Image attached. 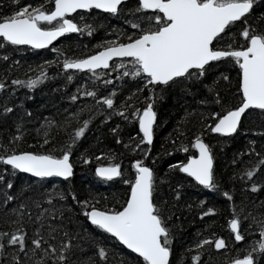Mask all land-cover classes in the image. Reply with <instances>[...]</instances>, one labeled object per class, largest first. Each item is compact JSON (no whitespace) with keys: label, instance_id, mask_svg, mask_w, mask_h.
<instances>
[{"label":"snow or ice","instance_id":"snow-or-ice-1","mask_svg":"<svg viewBox=\"0 0 264 264\" xmlns=\"http://www.w3.org/2000/svg\"><path fill=\"white\" fill-rule=\"evenodd\" d=\"M11 3L10 11L0 14V40L5 42L0 47L43 48L73 31L91 35L95 23L79 26L76 20L83 21L84 17L77 10L98 9L123 16L130 29L114 28L111 30L114 38L99 44L92 54L82 58H68L65 54L62 63L55 61L61 71L73 70L72 75L65 73L68 81L75 79L76 72L90 73V80L97 82L92 90L87 87L90 81H85L76 92L79 96L90 97L92 107L82 103L78 111L69 113L71 119H46L36 129L42 136L38 150L17 147L27 133L23 120L15 123L16 131L7 142L0 139V204L7 206L11 201L17 202L2 221L9 225L8 229L0 228V264H113L114 259L116 264H133L123 253L117 254L111 241L138 254L135 264H202V256L207 251L205 245L228 250L225 237L212 234L189 244L184 249L183 261L178 262L177 233L172 223L175 212L165 210L171 205L159 197L162 178L147 162L157 126V101L171 91L188 95L199 94L200 90H204L199 101L201 128L193 135L194 143L180 145L185 153L190 148L196 152L168 167L173 173L178 170L188 174L192 178L189 183L219 192L230 202V235L234 234V241H244L246 247L237 249L236 255L227 259L226 264H264V213L254 215L249 210L245 214L244 207L237 205L234 193L223 188L216 170L214 147L206 141L208 133L231 137L238 132H249L243 121L254 114L264 120V11L258 12L264 7V0H46L48 7L44 4L20 6V0H11ZM69 14L76 16L69 18ZM56 51L60 53L61 50ZM8 58L6 51L0 53V59L7 61ZM43 64L42 68H29L33 75L23 79L0 77V94L7 93L0 95V113L7 116L16 108L8 96L16 93L19 86L35 89L50 78V62ZM13 65L18 66L19 61L14 60ZM105 69H111L112 73L118 71L122 83L136 82L139 86L117 99L119 89L112 84L117 77ZM233 69L237 73L234 85L230 75ZM101 77L106 79L100 80ZM221 82L227 87L220 89ZM101 88L105 91L111 88V91L105 95ZM69 99L77 100L78 96L71 95ZM85 112L87 118H83ZM26 114L31 115V109H27ZM98 115L103 116L101 123L112 121L114 116L125 124L138 123V131L133 133L135 140L129 138L128 145L132 152L142 153V157L134 160L132 178L124 181L128 191L119 206L111 203L100 207L95 195L80 199L74 188L55 184L44 188L36 199L31 195L19 199L25 190L32 191L29 184L12 194L15 178L21 172L32 174L41 185L49 177L69 181L74 176V153L79 150L78 143ZM190 115L192 113L186 112L185 119ZM72 120L79 126L69 132ZM54 129L65 132L63 143L56 141ZM119 129L117 124L111 131L117 142L122 143ZM252 131L264 135V128ZM249 144L247 152L258 159L251 167L235 171L232 176L253 191H264V180L256 182V176L264 173V153L256 152V140ZM99 156L108 161L95 168L100 177L123 179L121 164L116 162L114 155L100 152ZM80 159L88 163L93 156L81 153ZM232 163L235 165L236 160ZM184 187L177 182L171 189L174 201L183 199ZM45 201L47 207L43 206ZM199 204L206 207V211H200L201 217L218 211L206 205V198ZM65 211L71 215L66 217ZM79 214L102 230L101 235L111 234L109 240L98 241L83 228L69 229L65 221L70 222ZM57 217L58 222H54ZM246 222L251 240H246L243 230ZM29 225H32L31 234ZM85 241H91L96 251L74 259L77 251H83Z\"/></svg>","mask_w":264,"mask_h":264},{"label":"trees","instance_id":"trees-1","mask_svg":"<svg viewBox=\"0 0 264 264\" xmlns=\"http://www.w3.org/2000/svg\"><path fill=\"white\" fill-rule=\"evenodd\" d=\"M31 4L36 6L44 4L48 7L46 0H20V6ZM12 8L11 0H3L0 2V14H6ZM264 11V7L258 9ZM84 20H76L79 26L83 27V23L93 24L96 27L94 32L89 35L84 33L66 34L59 39L51 47L45 49H35L29 46L12 45L7 47H0V53L7 52L8 60L0 59V77L7 75L9 80L12 78H25L32 76L33 73L28 69H38L44 67L43 62H50L48 69L49 79L42 82L35 89H29L26 85L19 86L16 93L8 96L10 103L15 104L16 108L7 116L0 113V139L7 142L13 134L15 123L23 120L27 133L24 135L23 140L19 142L17 147L21 150H38L40 148L39 142L42 140L40 133L36 129L40 128L41 124L49 118L57 121L64 119H71L69 113L76 112L82 107V103H88L92 107L91 98L79 96L76 89L81 86L85 81H90L87 85L88 90H92V85L97 82L90 80V73L76 72L75 79L68 81L65 73L68 75L73 74V70H63L58 66L55 61H63L65 54L68 58H82L92 52L98 50V45L113 39L112 31L114 28L130 29V26L125 23V17L113 16L102 12L97 9L78 12ZM89 13L91 15L89 16ZM76 14L73 16V18ZM5 42L0 40V45ZM56 49H60L57 53ZM19 61L18 66L13 65V61ZM229 68L232 66L229 65ZM11 68V70H9ZM221 70H225L221 68ZM111 75L116 76L117 79L112 81L119 91L117 92V99H120L121 94L127 95L139 86L136 82H121L119 79V72L112 73L111 69H106ZM59 73V74H57ZM38 74V72L36 73ZM233 85L236 81L237 73L233 69L230 73ZM106 77H101L104 80ZM126 80L130 78H125ZM98 86V85H97ZM227 85L221 82L220 89L226 88ZM234 90V89H233ZM103 94L111 91L107 88L105 91L100 89ZM203 91L200 90L199 94L185 95L181 92L171 91L166 96L157 101V126L155 127V138L151 145V154L147 162L154 167L157 175L162 178L160 183L159 197L166 199L171 205V208H166V211H174L175 215L172 216L173 228L177 233L176 239V258L178 262H182L185 256L184 249L189 244L197 242L208 235L215 234L216 236H224L229 245L228 250L215 249L214 245L207 244L204 247L207 251L202 256V264H226V260L236 255L237 249H243V242L234 241V234L230 235L229 220L231 218L230 202L226 198H222L219 192L206 190L203 187H197L188 181L192 178L187 174L176 170L174 173L169 169V164L175 163L176 160L184 161L186 156L195 154L196 150L190 148L189 152L185 153L180 145H187L193 142V135L201 128L200 120V105L199 101L203 98ZM147 94V91H145ZM6 96L7 93L0 94ZM71 95H77V100H71ZM31 109V115L26 114V110ZM193 109L196 110L193 113ZM192 113L185 119V113ZM87 112L83 114V118H87ZM102 115L93 118L86 130V134L78 143V151L74 153L76 167L74 169V176L69 180L59 177L46 178V183L40 184L39 179L25 173L17 174L12 194L17 193L18 188H22L24 184L32 185V191H24V195L19 199L23 200L25 196L31 195L33 199L40 196L44 188L51 185H60L62 187H72L77 192L80 199L95 195L99 200L100 207L105 205L110 206L111 203H116L117 206L126 199L128 185L124 182L132 178L134 173V160L140 159L142 153H134L128 145L129 138L133 136L134 132L138 131V123L129 122L123 123L121 119L113 117L112 121L101 123ZM117 124L120 125L118 130L123 142H117L115 134L111 129ZM245 127L250 131L247 133L238 132L231 137H226L220 134L208 133L206 141L210 143L215 150L216 155V170L220 183L224 189H230L234 193V199L238 206H243L245 214L252 210L253 214L264 213V191H253L250 187H245V183L240 180H234L232 173L235 171H243L247 167H251L258 159L254 154L247 152L251 140H256V152L264 153V135H258L253 129L264 128V120L261 119L259 114H254L251 118L243 121ZM79 126L76 120H72V125L68 129L71 132L72 128ZM207 131V130H205ZM53 135L58 143H63L65 132L62 130L53 131ZM175 141V145L172 143ZM48 147V145H45ZM105 152L108 155H114L116 162L121 164L122 172L124 173L123 179H103L99 177L95 168L99 163L108 162L106 157H100L99 153ZM244 153L243 156L240 153ZM93 156V160L84 163L80 159V154ZM99 157V159H97ZM155 157V159H152ZM236 160V164L232 163ZM264 180V173L256 176V182L259 183ZM177 182L185 185L183 189V199L174 201L173 191ZM171 184V188L169 185ZM206 198V205L218 209L215 214H209L204 217L199 215L203 209L206 211L205 205L199 204L201 199ZM17 202L11 201L7 206L0 204V228L7 230L9 225L2 221L6 218V213L10 208L15 206ZM56 203H60L57 199ZM71 203V197H69ZM44 207L48 206V202H44ZM73 208L77 205L73 204ZM71 215L65 211V216ZM259 218V217H257ZM57 220L54 222H58ZM250 222V221H249ZM67 227L71 230L83 228L88 233L94 234L98 241L109 240L111 234L101 235L102 230H98L96 226L92 225L90 221L86 220L83 214L73 216L72 220L65 221ZM247 223L244 224L243 230L245 231L246 239L251 240L248 232L251 231L247 228ZM29 233L31 234L32 225H29ZM255 227V225L253 226ZM83 235V233H81ZM258 235V233H257ZM111 246L117 249V254L123 253L124 256L135 264L138 255L120 246L116 241H111ZM96 251L91 241L84 242L83 251H77L76 257H87ZM116 264V260H113ZM200 264V262H194Z\"/></svg>","mask_w":264,"mask_h":264},{"label":"water","instance_id":"water-1","mask_svg":"<svg viewBox=\"0 0 264 264\" xmlns=\"http://www.w3.org/2000/svg\"><path fill=\"white\" fill-rule=\"evenodd\" d=\"M78 11H86V10H77V12ZM101 11H104V12H106L105 10H101ZM69 15H72V14H69ZM73 32H75V31H73ZM65 34H63L61 37H58L57 38V40H55V41H53L52 42V44H50V45H46V46H44L43 48H35V47H33V46H30V45H21V46H29V47H31V48H35V49H44V48H47V47H50V46H52L56 41H58L60 38H62L63 36H64ZM115 59V58H114ZM215 134H217V133H215ZM222 135V134H221ZM21 173H23V172H21ZM25 174H29V173H25ZM97 174V173H96ZM29 175H31V176H33L32 174H29ZM98 175V174H97ZM188 175V174H187ZM99 176V175H98ZM100 177V176H99ZM59 178H61V177H59ZM102 178V177H101ZM114 178H116V177H114ZM62 179H64V178H62ZM107 179V178H106ZM112 179V178H111ZM126 247V246H125ZM127 248V247H126ZM130 250V249H129ZM130 251H132V252H134L133 250H130Z\"/></svg>","mask_w":264,"mask_h":264},{"label":"bare ground","instance_id":"bare-ground-1","mask_svg":"<svg viewBox=\"0 0 264 264\" xmlns=\"http://www.w3.org/2000/svg\"><path fill=\"white\" fill-rule=\"evenodd\" d=\"M86 72V71H85ZM230 228V227H229ZM231 230V229H230ZM246 240H248V239H246ZM237 242H243V246H245L246 247V244H245V242L244 241H237ZM132 252V251H131Z\"/></svg>","mask_w":264,"mask_h":264},{"label":"flooded vegetation","instance_id":"flooded-vegetation-1","mask_svg":"<svg viewBox=\"0 0 264 264\" xmlns=\"http://www.w3.org/2000/svg\"><path fill=\"white\" fill-rule=\"evenodd\" d=\"M72 18V17H71Z\"/></svg>","mask_w":264,"mask_h":264}]
</instances>
